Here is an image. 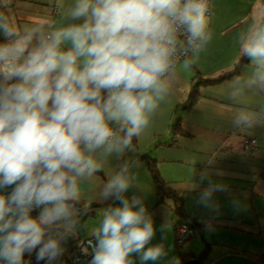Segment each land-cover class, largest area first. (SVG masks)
<instances>
[{
    "label": "clouds",
    "instance_id": "1",
    "mask_svg": "<svg viewBox=\"0 0 264 264\" xmlns=\"http://www.w3.org/2000/svg\"><path fill=\"white\" fill-rule=\"evenodd\" d=\"M47 3L39 20L17 25L8 15L17 0H0V264H31L25 254L33 253L37 264H57L83 227L82 185L108 160L113 171L96 199L111 203L88 229V264H180L164 243H151L157 227L133 172L139 161L128 157L212 41L209 0ZM234 44L248 66L221 89L239 108L232 123L264 127V19ZM191 190L218 213L215 194L228 186L202 170ZM169 227L159 226L161 240Z\"/></svg>",
    "mask_w": 264,
    "mask_h": 264
},
{
    "label": "crops",
    "instance_id": "2",
    "mask_svg": "<svg viewBox=\"0 0 264 264\" xmlns=\"http://www.w3.org/2000/svg\"><path fill=\"white\" fill-rule=\"evenodd\" d=\"M17 3L18 7L8 10L11 21L17 25L39 20L50 7L47 0H17ZM212 7V41L191 74L173 85L166 101L152 115L149 126L135 140L136 154L128 159L139 161L133 172L139 187L147 191L145 203L157 227L151 243H164L170 250L169 259L176 257L180 264H185L204 250L201 264H264V127L248 131L236 128L232 119L239 108L221 92L231 75L243 74L248 66L246 61L239 69L235 68L240 56L234 38L252 21L264 19V0H213ZM201 76L213 80L200 85L197 98L188 105L191 89ZM250 106L257 107L256 98L250 101ZM178 118L180 132L174 130ZM251 138L256 140L254 145L249 144ZM149 162L155 163L166 186L183 198L184 217L172 208L174 198L161 194ZM209 162L213 164L209 166ZM202 170L228 186V192L215 194L220 205L218 213L199 206L198 191L191 190ZM112 171V161L108 160L95 183L82 185L78 203L83 206L80 216L83 227L68 240L57 264H88L91 255L88 229L98 223L107 203H111L103 204L96 197ZM205 186L206 181L201 188ZM234 201H239V208ZM89 207L92 212L87 214ZM187 217L195 219L196 233L178 247L176 224ZM166 220L170 227L161 240L159 226ZM205 221L211 224V230L206 228ZM77 251L88 258L73 261ZM25 260L37 264L29 256Z\"/></svg>",
    "mask_w": 264,
    "mask_h": 264
},
{
    "label": "trees",
    "instance_id": "3",
    "mask_svg": "<svg viewBox=\"0 0 264 264\" xmlns=\"http://www.w3.org/2000/svg\"><path fill=\"white\" fill-rule=\"evenodd\" d=\"M247 60H243V59H239V62L237 63V66L235 67L236 69L244 63L246 62ZM202 78L200 80H198L196 82V84L192 87L191 89V92L189 94V97L187 99V103L188 105H192L194 103V100L197 98L198 94H199V86L202 85V84H205L207 82H210L212 81L213 79H210L208 77H204V76H201ZM174 130L175 131H182L181 129V120L180 118L177 119V121H175L174 123ZM149 165H150V169L152 171V174H153V178H154V181L155 183L157 184V187L158 189L160 190L161 194L163 196H168V197H172L174 198V204L172 205V208L175 210V212H177L178 214L181 215V217L183 216L184 217V211H183V198L177 193V192H174L172 191L171 189H169L167 186H166V183L163 181V179L160 177L159 173H158V170L156 168V165L154 162H149ZM78 206L80 209L83 208V206L78 203ZM92 212L91 210V207H89V213L87 214H90ZM34 216L37 215L38 213L37 212H33L32 213ZM182 222H188L190 224V226H192L193 228L196 227V224H194L195 222V219L193 218H190V217H187V218H183V219H180L176 226ZM204 252V250L201 252V257H202V253ZM204 254V253H203ZM25 256H29L27 254H25ZM31 258V260L33 261V263H37L36 262V259H35V254L33 253L31 256H29ZM91 259V255L89 257ZM184 262H185V257H184Z\"/></svg>",
    "mask_w": 264,
    "mask_h": 264
},
{
    "label": "built area",
    "instance_id": "4",
    "mask_svg": "<svg viewBox=\"0 0 264 264\" xmlns=\"http://www.w3.org/2000/svg\"><path fill=\"white\" fill-rule=\"evenodd\" d=\"M212 1L209 0V5L213 13ZM256 140L254 138L249 139V144L254 145ZM196 233V229L190 226L188 222H182L176 226V244L181 247L190 237ZM88 258L82 251H77L74 254L73 261H80L81 259Z\"/></svg>",
    "mask_w": 264,
    "mask_h": 264
},
{
    "label": "water",
    "instance_id": "5",
    "mask_svg": "<svg viewBox=\"0 0 264 264\" xmlns=\"http://www.w3.org/2000/svg\"><path fill=\"white\" fill-rule=\"evenodd\" d=\"M87 243H88V241H87ZM200 258H201V253H199V254L195 255L193 258L187 260L185 264H201Z\"/></svg>",
    "mask_w": 264,
    "mask_h": 264
}]
</instances>
